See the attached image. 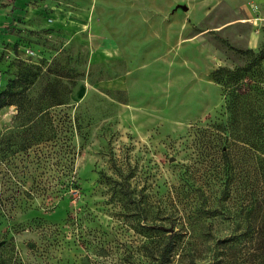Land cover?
I'll use <instances>...</instances> for the list:
<instances>
[{"label":"rangeland","instance_id":"1","mask_svg":"<svg viewBox=\"0 0 264 264\" xmlns=\"http://www.w3.org/2000/svg\"><path fill=\"white\" fill-rule=\"evenodd\" d=\"M263 44L264 0H0V264H227L264 212V59L228 189L214 71Z\"/></svg>","mask_w":264,"mask_h":264},{"label":"trees","instance_id":"2","mask_svg":"<svg viewBox=\"0 0 264 264\" xmlns=\"http://www.w3.org/2000/svg\"><path fill=\"white\" fill-rule=\"evenodd\" d=\"M242 53H247L249 60L244 65H237L234 67L221 66L215 69V79L221 83L224 87L225 95L227 98V108L230 111L231 118L227 125H220L219 140L222 143V163L224 169H226L227 179L226 187L236 182L238 177V171L240 169V152L246 153V164L250 166L252 161H256L260 152V137L255 135L254 132L241 133L242 111L245 108L247 91L245 87V81L248 79V72H250L255 66H258L264 59V44L259 48L257 52L253 49L241 50ZM24 84L20 77L11 81L6 89L0 92V107L6 105H12L17 102L18 86ZM25 89L22 88V91ZM255 93H258L259 88L253 89ZM20 91V92H22ZM256 100L258 95H255ZM62 98H58V104L63 103ZM255 125L258 123V118L255 117ZM244 125V123H243ZM253 125L252 121L249 124L244 125L245 128H249ZM243 156V155H242ZM256 189H251L249 193V201L247 203V227L257 229L255 231L243 230L240 233L230 234L223 238H220L218 243H223L226 254L229 258L225 260L227 264H264V212L262 213L260 222H257L259 217L258 197ZM254 194L255 196H252ZM159 229L162 227L158 226ZM244 235V242L238 243L240 236ZM174 247L168 250L169 254H172ZM231 254V256H230ZM160 264H165L164 251L160 254Z\"/></svg>","mask_w":264,"mask_h":264},{"label":"water","instance_id":"3","mask_svg":"<svg viewBox=\"0 0 264 264\" xmlns=\"http://www.w3.org/2000/svg\"><path fill=\"white\" fill-rule=\"evenodd\" d=\"M185 7V9H187V6H184Z\"/></svg>","mask_w":264,"mask_h":264}]
</instances>
